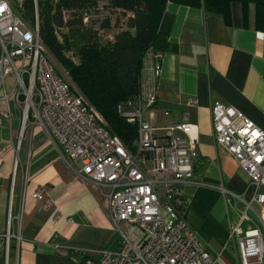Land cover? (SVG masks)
I'll return each instance as SVG.
<instances>
[{"label":"crops","instance_id":"1","mask_svg":"<svg viewBox=\"0 0 264 264\" xmlns=\"http://www.w3.org/2000/svg\"><path fill=\"white\" fill-rule=\"evenodd\" d=\"M159 28L170 47L153 81L155 122L185 116L198 126L199 156L193 182L184 185L182 215L208 249L222 255L230 244L229 224L238 219L228 192L249 200L254 188L215 140L211 106L231 105L264 130V32L256 27L255 5L238 1L228 19L168 2ZM11 112L0 118V264H91L102 251L118 248L108 187L84 178L81 161L66 159L43 128L27 122L21 129L13 103ZM37 190L42 199L32 197Z\"/></svg>","mask_w":264,"mask_h":264},{"label":"built area","instance_id":"2","mask_svg":"<svg viewBox=\"0 0 264 264\" xmlns=\"http://www.w3.org/2000/svg\"><path fill=\"white\" fill-rule=\"evenodd\" d=\"M33 1L35 13L29 19L23 0H0V118L12 115L13 103L21 111V129L27 122L43 128L66 159L81 161L84 178L108 187V209L120 245L102 251L91 264H227L182 215L184 185L193 182L199 156V130L185 116L156 124L153 81L160 75V62L150 65L148 54L137 94L117 105L118 115L137 125L136 137L126 145L75 89L67 72L56 68L39 36ZM211 126L217 143L254 188L249 200L222 188L234 197L238 214L229 224V243L240 264H264V130L220 101L211 106ZM32 197L44 196L37 190ZM48 202L46 198L44 204Z\"/></svg>","mask_w":264,"mask_h":264},{"label":"trees","instance_id":"3","mask_svg":"<svg viewBox=\"0 0 264 264\" xmlns=\"http://www.w3.org/2000/svg\"><path fill=\"white\" fill-rule=\"evenodd\" d=\"M99 1L37 0L39 36L51 57L67 72L75 89L126 145L136 137L137 125L120 117L117 105L137 94L147 55L151 54L150 65H155L170 47L167 36L159 28L168 2L202 7L225 19L229 17L232 2H241L245 8L251 3L255 5L256 27L264 32V0H104V7L118 10L126 22L111 40L102 41L98 28L85 24L83 16L89 10H96ZM23 7L25 16L33 19L34 1L23 0ZM110 26L109 18L100 23L101 28ZM59 32L62 41L57 38ZM69 49L74 50L76 61L65 55L64 51Z\"/></svg>","mask_w":264,"mask_h":264},{"label":"rangeland","instance_id":"4","mask_svg":"<svg viewBox=\"0 0 264 264\" xmlns=\"http://www.w3.org/2000/svg\"><path fill=\"white\" fill-rule=\"evenodd\" d=\"M104 0L99 1V6L96 10H89L84 14V23L92 24L95 28L99 30V37L102 41L111 40L113 36L125 25L126 18L120 14H118V10H108L104 7ZM104 18H109L111 21V26L109 28H101L100 23L104 20ZM60 31V30H59ZM61 31H65V29H61ZM57 38L59 41H62V37L60 32L57 33ZM65 55L70 57L73 61L77 60V56L75 55L74 50H66L64 51ZM51 58V56H50ZM51 60L57 66L56 68L62 72L63 69L61 66L51 58ZM64 72V71H63ZM222 258L225 260L227 264H240L238 260L236 248L229 244L228 248L225 251V254H222Z\"/></svg>","mask_w":264,"mask_h":264},{"label":"bare ground","instance_id":"5","mask_svg":"<svg viewBox=\"0 0 264 264\" xmlns=\"http://www.w3.org/2000/svg\"><path fill=\"white\" fill-rule=\"evenodd\" d=\"M214 134V133H213ZM214 138H215V136H214ZM215 140H216V138H215Z\"/></svg>","mask_w":264,"mask_h":264}]
</instances>
